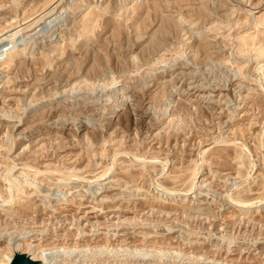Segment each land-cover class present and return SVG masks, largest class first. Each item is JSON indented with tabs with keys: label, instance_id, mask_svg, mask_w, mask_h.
<instances>
[{
	"label": "rangeland",
	"instance_id": "374dc122",
	"mask_svg": "<svg viewBox=\"0 0 264 264\" xmlns=\"http://www.w3.org/2000/svg\"><path fill=\"white\" fill-rule=\"evenodd\" d=\"M263 46L264 0H0V263L264 264Z\"/></svg>",
	"mask_w": 264,
	"mask_h": 264
},
{
	"label": "bare ground",
	"instance_id": "6f19581e",
	"mask_svg": "<svg viewBox=\"0 0 264 264\" xmlns=\"http://www.w3.org/2000/svg\"><path fill=\"white\" fill-rule=\"evenodd\" d=\"M129 1H134V0H129ZM14 35V34H13ZM12 35V36H13ZM11 36V37H12ZM11 37H9V38H11ZM13 39V38H12ZM262 51L264 52V46H263V48H262ZM22 51L21 50H19V51H15V52H13V57L14 56H17L19 53H21ZM262 52V53H263ZM12 56H9V59H12L13 58ZM261 67H262V65H261ZM261 67H259V69H261ZM259 78V77H258ZM119 93V92H118ZM122 98V96H119V94H117L116 95V97L114 98V106H117V104L120 102L118 99L119 98ZM176 97V96H175ZM172 100V99H171ZM242 146V145H241ZM196 168H195V171H194V174H193V179H194V177L196 176V173H197V171H198V166H195ZM8 168H9V166H8ZM107 170H109V168L107 169ZM38 172V171H37ZM106 174V171L105 172H103V173H101V174H99V175H97V178L96 179H100L101 177H103L104 175ZM69 174H67L66 176H68ZM71 177V176H70ZM66 178V177H65ZM65 178L64 177H60V178H58L59 180V182H68V181H65ZM95 180V179H94ZM93 180V181H94ZM92 180H89V182H91ZM191 183V182H190ZM193 181H192V183H191V185H190V187L187 189H185L184 190V193L183 194H187V191H189V190H191V189H193L194 187H193ZM156 185L157 186H159L161 189H163V190H165V194H167V195H173V193L175 192H173V193H170V192H168V188H166V187H164V186H162L161 184H159V183H156ZM11 190V189H10ZM172 192V191H171ZM11 194L13 195V192H11ZM10 197H12V196H10ZM231 198V200H232V202H233V205L237 208V210H238V212H240V213H247L249 210H250V208H254V207H256V205H254V202H252V200L251 201H244V200H242V199H238V197L237 198H233V197H230ZM8 199V198H7ZM10 201V200H9ZM5 204H7V202H8V200H4L3 201ZM3 208H2V210L4 211V212H9V207H7L6 208V205H1ZM5 207V208H4ZM259 207V206H258ZM21 247L22 248V250H25V251H27L28 249H29V246H26V245H24V243L23 242H21V243H19V244H16L15 245V247ZM59 263V260H56V259H54L53 260V263L52 264H58ZM1 264V263H0Z\"/></svg>",
	"mask_w": 264,
	"mask_h": 264
},
{
	"label": "water",
	"instance_id": "95a60500",
	"mask_svg": "<svg viewBox=\"0 0 264 264\" xmlns=\"http://www.w3.org/2000/svg\"><path fill=\"white\" fill-rule=\"evenodd\" d=\"M10 264H41V262L32 259L27 253L17 252L13 256Z\"/></svg>",
	"mask_w": 264,
	"mask_h": 264
}]
</instances>
